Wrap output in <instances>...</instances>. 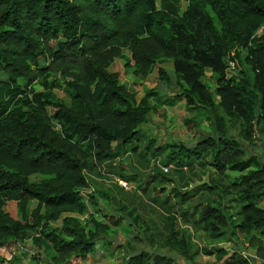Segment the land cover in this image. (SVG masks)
<instances>
[{"label": "trees", "instance_id": "trees-1", "mask_svg": "<svg viewBox=\"0 0 264 264\" xmlns=\"http://www.w3.org/2000/svg\"><path fill=\"white\" fill-rule=\"evenodd\" d=\"M262 26L264 0H0V249L34 232V245L52 253L45 264L87 259L97 239L111 230L110 222L89 213L90 205L98 204L89 173L101 176L104 163L122 151L140 153L147 162L164 154L166 165L174 162L171 173L155 165L150 182L163 186L174 182V174L182 179L184 168L212 167L213 177L200 189L206 202L192 211L186 206L180 215L173 206L196 197L188 192V180L172 188L177 202L170 203V194L154 195L165 223L154 225V231L148 224L138 228L146 235L140 240L152 249L132 246L120 264H196L200 253L219 259L229 254L222 247L195 248L180 218L214 241L245 234L264 263V161L243 142L254 147L264 139ZM124 50L131 53L127 65L142 78L171 59L174 78L159 67L160 79L177 84L175 102L185 101L201 116L197 123L210 121L213 132L191 147L156 146L150 138L142 151L139 144L128 148L150 120L151 99L164 95L149 89L138 101L110 70ZM228 58L242 66L239 73L229 76ZM207 68L215 84L207 81ZM37 83L43 90L35 88ZM58 89H65L67 100ZM35 175L42 177L39 183L32 181ZM113 175L135 181L140 172ZM216 192L239 203L238 221L226 205L214 204ZM9 201L16 202L21 219L6 210ZM120 202L119 216L140 224L144 218L137 206ZM114 218L111 214L119 224ZM237 244L233 260L224 264H255Z\"/></svg>", "mask_w": 264, "mask_h": 264}, {"label": "rangeland", "instance_id": "rangeland-1", "mask_svg": "<svg viewBox=\"0 0 264 264\" xmlns=\"http://www.w3.org/2000/svg\"><path fill=\"white\" fill-rule=\"evenodd\" d=\"M187 1L184 2V7H186ZM130 51L124 50V57L116 59L110 70L119 73L120 81L127 84L128 88L136 93L137 100L140 101L142 97L149 92V89H156L164 95L161 99L153 98L151 99V104L153 109L150 115V120L141 126V131L139 138L133 140V142L127 145L128 148L139 144L140 151L145 149L150 138L155 139V145L159 146L164 143H177L179 145H185L187 147L194 146L197 141L205 135L211 134L213 132V125L210 121L205 120L202 124H198L199 116L197 111L189 109L185 101L175 102V95L180 91L177 84L168 85L160 79L159 67H162L166 72L174 78V64L171 59H166L161 63L157 64L154 71L145 78H142L134 73V67L132 65L128 66V60L130 57ZM240 67L236 69H228L229 76L239 73ZM207 81L211 84H215V79L212 76L211 68L206 69ZM23 82V81H22ZM37 90H43V86L37 83L35 85ZM65 89H58L57 93L60 97L65 100L68 99V95L64 91ZM201 117V116H200ZM264 138V135H262ZM247 150L250 154L259 155L264 161V139L263 141H256L254 147L250 146L246 141ZM116 146V144H115ZM150 158V156H147ZM146 158V157H145ZM163 166H169V171L164 172L171 173L176 167L175 163L166 165L164 161V154L158 157L152 158L150 162H147L144 157L140 156V153H120L119 157L115 158L110 162H106L103 165L105 172L101 176H96V174L89 175L96 181V194L98 197L97 205H90L89 213L96 219L103 222H110L111 230L107 235L110 236V240L104 238L97 239L95 250L88 256L87 259H76L71 264H120L123 259L127 258L129 250L132 246H137V248L152 249L151 246L140 240L142 236H146L138 231V228L143 229L148 224L152 230L156 229L158 225L160 228L163 227L164 216L162 208L158 207V204L153 202L154 195H160L164 198L166 195L171 196L170 203L177 202L178 197L174 196L172 188L179 187L186 180L190 182V187H188V192L191 194L196 193V197L193 200L185 202L182 204L174 205L172 210L178 215L181 214L182 210L186 206H191L189 210L192 211V206L198 202H206L204 197L202 199L201 188L204 183H211V177H213V168H201L196 166L195 171L190 172L188 168H184V177L179 178L177 174L173 175L174 182L162 183L165 186L157 183L150 182L151 175L155 173V165L157 161ZM139 171V178L132 181L135 186L133 191L126 192L123 189H117V185L113 183L111 179V174H120V172L134 173ZM232 175H237V172H231ZM42 177L35 175L32 176V181L39 183ZM149 181V182H148ZM147 186V190H143V187ZM87 191V190H86ZM94 191L93 188L89 189V192ZM121 192V194H119ZM163 194L161 195V193ZM184 192V190H183ZM88 194V193H87ZM124 195V196H123ZM212 199L215 200L214 204L226 205V210L228 213L234 216V220L238 221L240 219L239 214V203L234 201L230 197H223L220 193L216 192L212 194ZM125 201L128 205L137 206V212L142 215L140 224H131L129 219L119 216V207L121 206L120 201ZM36 205L32 202L30 208ZM264 206V200L261 202ZM6 210H8L14 217L21 219V213L19 212L16 202L10 201L7 203ZM111 214L115 216L114 220L118 218L120 220L119 224H115L113 220L110 219ZM90 215H85L82 217V221L85 222L89 219ZM144 220V222H142ZM92 223H89L91 226ZM156 225V226H154ZM181 227L185 228L190 236L191 242L194 244L195 248H215L222 247L229 251V254L225 255L223 258L219 259L216 255H206L200 253L196 258V264H224L226 261H232L229 258L236 249L239 243L243 246L242 251H246L250 260L255 264H264L263 260L259 258L256 254V250L249 247L247 236L242 233H236L233 235L227 234L228 237L223 239V241L212 240L204 230L197 229L191 222L186 223L180 218ZM230 232V231H229ZM228 232V233H229ZM260 234V232L256 231ZM35 235L34 232H30L27 237L21 241L13 243L11 247L1 248L0 254L3 258L4 264H45L46 257L52 253H45L43 250H39L34 243L32 237ZM230 236L233 237L231 240ZM107 237V238H108ZM137 238V241L135 238ZM264 238V234H262ZM157 238V236H156ZM134 244V245H133ZM163 252H169L168 248H162ZM179 261H185L181 256H178Z\"/></svg>", "mask_w": 264, "mask_h": 264}, {"label": "built area", "instance_id": "built-area-1", "mask_svg": "<svg viewBox=\"0 0 264 264\" xmlns=\"http://www.w3.org/2000/svg\"><path fill=\"white\" fill-rule=\"evenodd\" d=\"M263 30H264V26H262L259 30H258V34H261L262 32H263ZM231 55L232 56H234L235 55V51H232L231 52ZM227 61H228V64H229V68H231V69H236V67H237V65H236V61L234 60V59H232V58H228L227 59ZM157 163H158V165L162 168V169H164L165 171H169V166H163L159 161H157ZM111 179H112V181L114 182V183H117V184H119L121 187H123L124 189H126V190H129V191H133L134 189H135V186L132 184V181H130L129 179H127V178H124V177H122V176H119V175H113L112 177H111ZM89 192V190H83L82 191V193L83 194H87ZM242 255L244 256V257H246V258H249V256H248V253L246 252V251H243L242 252ZM0 264H4V262H3V258H2V256H1V254H0ZM239 264V263H238Z\"/></svg>", "mask_w": 264, "mask_h": 264}, {"label": "crops", "instance_id": "crops-1", "mask_svg": "<svg viewBox=\"0 0 264 264\" xmlns=\"http://www.w3.org/2000/svg\"><path fill=\"white\" fill-rule=\"evenodd\" d=\"M9 202H10V201H9ZM9 202H8V203H9ZM35 203H36V202H35Z\"/></svg>", "mask_w": 264, "mask_h": 264}]
</instances>
